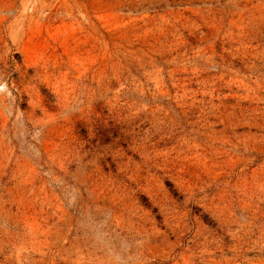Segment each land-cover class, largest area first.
Listing matches in <instances>:
<instances>
[{
  "label": "rangeland",
  "instance_id": "374dc122",
  "mask_svg": "<svg viewBox=\"0 0 264 264\" xmlns=\"http://www.w3.org/2000/svg\"><path fill=\"white\" fill-rule=\"evenodd\" d=\"M0 264H264V0H0Z\"/></svg>",
  "mask_w": 264,
  "mask_h": 264
}]
</instances>
